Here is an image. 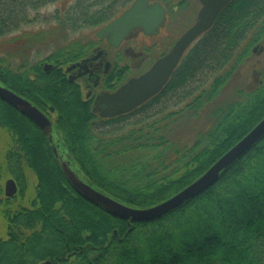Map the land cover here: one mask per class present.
<instances>
[{
	"label": "trees",
	"instance_id": "16d2710c",
	"mask_svg": "<svg viewBox=\"0 0 264 264\" xmlns=\"http://www.w3.org/2000/svg\"><path fill=\"white\" fill-rule=\"evenodd\" d=\"M51 1L0 0V37L29 22V7L38 10ZM98 1L77 0L64 13L57 9L59 30L79 32L103 25L131 0ZM169 2L162 3L171 10ZM255 45H264V0H233L187 51L160 101L131 118L105 124L92 123L95 114L89 104L72 84L58 81L57 70L48 74L42 68L43 60L79 57L87 49L80 42L35 62L17 64L0 56V84L39 106L56 108V143L81 177L128 206L148 208L199 178L264 117V86L258 82L250 86L245 100L216 112L213 128L188 151L181 172H167L171 167L163 161L150 169L136 152L163 145L158 116L184 101H189L185 110H202L217 98L252 58ZM0 128L11 137L6 170L22 192L25 169L37 180L31 205L6 216L0 264H264V137L200 195L161 218L136 222L80 196L39 126L1 98ZM161 156L159 152L153 160Z\"/></svg>",
	"mask_w": 264,
	"mask_h": 264
},
{
	"label": "rangeland",
	"instance_id": "374dc122",
	"mask_svg": "<svg viewBox=\"0 0 264 264\" xmlns=\"http://www.w3.org/2000/svg\"><path fill=\"white\" fill-rule=\"evenodd\" d=\"M77 0H53L45 4L38 10L29 7L27 14L29 22L16 32L10 31L9 34L0 37V56L7 58L8 62L14 61L17 64L28 60L30 62L39 61L50 55L66 44L71 42H80L91 40L99 27L83 28L79 32H70L67 30H59L60 24L55 22L56 10L62 13L67 12L68 8ZM98 0H90V3H99ZM128 2L122 9L117 10L120 14L123 9L128 7ZM167 2L168 0H151ZM173 9H168V21L162 33L155 38H135L139 43L137 50L144 52L149 56V60H155L162 54L168 52L175 41L195 23L197 14L201 4L199 0H169ZM123 2V1H121ZM108 4H106L107 6ZM97 6H95V9ZM62 19V18H61ZM96 36V35H95ZM263 46V45H261ZM254 55L248 59L244 65L229 80L221 94L215 98L202 110L186 109L189 101L171 108L165 114L157 117V126L160 128L165 140L163 145L158 149L138 150L141 159L150 163V169H154L165 162L171 168L170 172L179 168L182 170L184 159L187 161V154L194 145L202 140L213 128L216 118V112L219 109H226L230 103L243 101L250 90V86L258 84L259 74L264 72V51L261 53V47L255 45L252 49ZM254 71L259 74L255 75ZM175 113L173 118L167 119L165 116L169 113ZM56 118V114H52ZM11 143V137L8 132L0 128V188L3 192L0 194V238L7 236L8 220L6 218L8 212L22 207H29L35 197L36 177L29 169H25L26 189L22 192L20 186L18 193L14 198H6L4 196L5 182L12 178L5 168V153ZM166 148L165 151L163 149ZM162 153L159 160H153V157ZM164 172V170H162Z\"/></svg>",
	"mask_w": 264,
	"mask_h": 264
},
{
	"label": "water",
	"instance_id": "95a60500",
	"mask_svg": "<svg viewBox=\"0 0 264 264\" xmlns=\"http://www.w3.org/2000/svg\"><path fill=\"white\" fill-rule=\"evenodd\" d=\"M232 1L199 0L201 8L195 23L177 39L170 51L159 58L144 74L131 79L113 95L106 96V98L100 95L93 106V111H99L104 117L124 114L159 93L172 77L187 49L214 26L223 10ZM166 20L167 8L160 1L134 0L122 14L98 29L96 36L100 39H107L110 46L118 47L136 28H142L146 35L158 34L160 28L166 25ZM51 66V64H46V68ZM0 98L39 126L59 159L66 179L80 196L115 216L136 222L161 218L200 195L212 187L229 166L264 137L263 117L210 168L184 189L152 207L135 208L101 192L81 177L72 167L70 156L60 152L52 120L37 106L2 84H0ZM103 101H107L110 107L104 108ZM18 190L15 179L10 178L6 181L4 193L7 198H14ZM38 264H52V262L46 260Z\"/></svg>",
	"mask_w": 264,
	"mask_h": 264
},
{
	"label": "flooded vegetation",
	"instance_id": "af4514ba",
	"mask_svg": "<svg viewBox=\"0 0 264 264\" xmlns=\"http://www.w3.org/2000/svg\"><path fill=\"white\" fill-rule=\"evenodd\" d=\"M133 1L131 2V4L133 3ZM128 7L123 9V11H125ZM122 12L120 14H122ZM120 14H117L113 19L118 17ZM168 15L169 14L167 9L166 25L168 21ZM110 21L97 27H99L100 29L101 27L108 24ZM166 25L160 28L159 33L156 35H146L142 28H136L125 38V40H123V42L118 47L110 46L109 43L107 42V39H100L97 36H95L96 35L95 33L94 37L91 40L84 41L83 45L86 46L87 49L79 57L73 56L71 57L70 60L66 62L64 60H61V58H58L56 63L43 60L42 63L43 71L49 74L50 72L57 70V77H59L58 79L59 82L60 81L67 82L69 84H72L76 88L79 95L82 97L83 101L89 104L91 112L95 114V118L92 122L93 124L94 122L96 123L100 122L101 124H105L111 120H116L123 117L125 118L130 117L131 115L141 111L144 108V106L145 107L149 106L154 101H160V98L162 97L161 93L167 84L159 93H157L156 95L152 96L141 105L137 106L136 108L124 114L104 117L101 115L99 111L96 112L93 111V106L100 95H104L105 98L106 96L108 97L113 95L121 87H123L126 83H128L131 79L137 78L142 74H144L147 70H149L152 67V65L159 58H161L170 51L169 50L168 52L162 54L155 60L152 59L149 60L148 58L149 56L145 55L143 51L139 52L137 50L138 45H136V43H139V41L138 40L134 41L136 37L137 38L158 37L162 33ZM198 40H196L190 46V48ZM263 51H264V45L261 46V53H263ZM46 64H51L52 66L46 68ZM254 74L257 75L259 73L254 71ZM31 76L33 75L31 74ZM259 76L260 77L258 82L262 86H264V72H261ZM32 78L34 79V77ZM27 100L30 101L35 106H37L46 116H48V118L52 120L54 126V118L52 117V114H56V108L53 105H49L48 103H46L45 106L44 105L39 106L33 103L29 99ZM103 107L109 108L110 104L107 101H103Z\"/></svg>",
	"mask_w": 264,
	"mask_h": 264
},
{
	"label": "bare ground",
	"instance_id": "6f19581e",
	"mask_svg": "<svg viewBox=\"0 0 264 264\" xmlns=\"http://www.w3.org/2000/svg\"><path fill=\"white\" fill-rule=\"evenodd\" d=\"M18 185V184H17ZM19 187V186H18Z\"/></svg>",
	"mask_w": 264,
	"mask_h": 264
}]
</instances>
